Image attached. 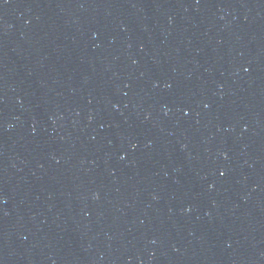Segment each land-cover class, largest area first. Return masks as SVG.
<instances>
[{
    "label": "water",
    "instance_id": "obj_1",
    "mask_svg": "<svg viewBox=\"0 0 264 264\" xmlns=\"http://www.w3.org/2000/svg\"><path fill=\"white\" fill-rule=\"evenodd\" d=\"M221 264H264V0H209Z\"/></svg>",
    "mask_w": 264,
    "mask_h": 264
}]
</instances>
